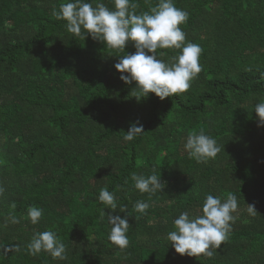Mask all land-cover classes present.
Returning <instances> with one entry per match:
<instances>
[{
    "label": "trees",
    "instance_id": "trees-1",
    "mask_svg": "<svg viewBox=\"0 0 264 264\" xmlns=\"http://www.w3.org/2000/svg\"><path fill=\"white\" fill-rule=\"evenodd\" d=\"M67 2L0 0V264H264V127L254 111L264 103V0H174L188 13L180 25L186 41L203 49L202 71L185 93L164 100L149 93L139 102L135 82L125 84L114 68L135 48L118 52L69 33L53 15ZM99 2L113 8L112 0ZM131 2L140 14L158 0ZM159 51L165 61L179 54ZM136 121L144 133L124 141ZM191 131L217 141L214 159L188 158ZM153 170L165 187L150 196L131 177ZM104 187L117 210L99 201ZM229 193L238 198L237 219L214 255L176 253L166 239L174 219L200 214L209 194ZM138 201L150 204L144 214ZM33 206L43 210L35 225L27 215ZM102 209L128 217L123 251L109 240ZM44 231L56 233L66 260L29 253Z\"/></svg>",
    "mask_w": 264,
    "mask_h": 264
},
{
    "label": "clouds",
    "instance_id": "clouds-1",
    "mask_svg": "<svg viewBox=\"0 0 264 264\" xmlns=\"http://www.w3.org/2000/svg\"><path fill=\"white\" fill-rule=\"evenodd\" d=\"M112 4L113 8L110 9L99 0L95 2V6L89 0H69L61 4L53 15L57 20L66 21L69 33L82 39L90 36L111 50L125 52L127 44H132L135 52L119 57L114 68L121 74L119 79L125 84L135 82L132 96L137 102L147 98L149 93L164 100L174 94L187 92L191 82L202 71L200 56L203 51L200 45L186 41V33L180 27L187 22L188 13L177 8L174 0H158L154 7L140 14L136 13L137 5L131 0H112ZM158 49L179 50V54L165 61L159 57L167 54L158 52ZM254 111L258 127H264V103H257ZM143 133V125L136 121L129 127L123 139L133 141ZM183 148L188 158L198 163L214 159L221 151L217 141L203 131L189 132ZM131 179L135 182L136 189L150 196L157 191L161 192L165 187L160 173L155 174V170L147 177L133 173ZM3 192L4 188L0 187V195ZM98 199L105 206L104 209L117 210L116 199L107 187L100 190ZM15 206L12 204V208ZM134 207L137 212L144 214L150 204L138 201ZM104 209L100 211V216H106L111 225L108 238L123 251L129 244L128 217L106 215ZM247 210L253 215L257 213L254 204H247ZM125 211L124 206H119V212ZM237 212L238 198L235 194L229 193L225 200L209 194L205 197L200 214L184 211L174 219L175 230L170 231L166 239L181 256L211 258L214 250L219 249L227 240L232 224L237 219ZM27 215L35 225L39 223L43 210L33 206L29 208ZM11 222L15 224L19 220L12 216ZM28 249L31 255L44 251L54 259H67L65 245L52 231L35 234Z\"/></svg>",
    "mask_w": 264,
    "mask_h": 264
}]
</instances>
